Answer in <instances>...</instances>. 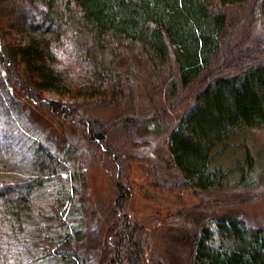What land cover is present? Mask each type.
Wrapping results in <instances>:
<instances>
[{"label":"trees","instance_id":"1","mask_svg":"<svg viewBox=\"0 0 264 264\" xmlns=\"http://www.w3.org/2000/svg\"><path fill=\"white\" fill-rule=\"evenodd\" d=\"M5 1L31 37L15 42L0 21V264H151L148 234L126 212L132 193L123 184L92 263L85 246L97 245V236L64 217L85 178L68 174L66 142L32 137L26 99L84 126L89 141L102 146L108 132L78 112L85 102L136 110L145 94L157 93L174 105L206 79L168 149L188 189L211 191L220 186L215 153L264 129V37L222 55L233 38V11L252 0H0L1 12ZM253 2L264 15V0ZM251 53L258 58L245 63ZM203 222L186 242L192 264H264V227L238 217Z\"/></svg>","mask_w":264,"mask_h":264},{"label":"rangeland","instance_id":"2","mask_svg":"<svg viewBox=\"0 0 264 264\" xmlns=\"http://www.w3.org/2000/svg\"><path fill=\"white\" fill-rule=\"evenodd\" d=\"M254 4L252 0L233 11V29L237 32L228 31L233 38L225 40L228 45L222 55L239 49L245 40L264 37V15ZM2 8L0 21L5 35H12L17 43L30 41L20 11H13L7 1ZM33 36L43 37L39 32ZM257 56L251 53L244 61L251 63ZM207 81L200 80L174 105H167L157 93L145 94L136 110L85 102L78 112L84 119L100 120L108 132L102 146L89 141L84 126L73 127L69 121L52 118L26 99L29 114L24 122L32 137L53 146L66 142V149L73 154L68 157V174L78 171L85 178L79 183L80 193L66 206L64 217L78 230L97 236V245L85 246L92 263L100 257L99 246L104 244L101 237L113 220L112 208L120 184L131 190L126 212L148 234L147 257L151 264H192L186 242L201 230L204 220L209 224L238 217L252 227H264V129L252 130L215 153L212 170L218 174L220 186L211 191L188 189L169 153L171 132ZM46 97L60 98L55 94Z\"/></svg>","mask_w":264,"mask_h":264}]
</instances>
